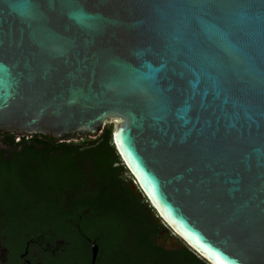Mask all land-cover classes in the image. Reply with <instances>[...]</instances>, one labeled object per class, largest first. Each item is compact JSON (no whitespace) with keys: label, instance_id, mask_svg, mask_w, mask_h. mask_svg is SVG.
Returning a JSON list of instances; mask_svg holds the SVG:
<instances>
[{"label":"water","instance_id":"obj_1","mask_svg":"<svg viewBox=\"0 0 264 264\" xmlns=\"http://www.w3.org/2000/svg\"><path fill=\"white\" fill-rule=\"evenodd\" d=\"M260 4L0 0V135L76 143L115 121L173 248L264 264Z\"/></svg>","mask_w":264,"mask_h":264},{"label":"flooded vegetation","instance_id":"obj_2","mask_svg":"<svg viewBox=\"0 0 264 264\" xmlns=\"http://www.w3.org/2000/svg\"><path fill=\"white\" fill-rule=\"evenodd\" d=\"M28 139L0 135V264H85L87 258L92 264V245L97 247L95 264H131V240L117 250L102 253L99 237L91 239L82 233L76 239L61 237L52 228L51 221H57L64 225V232L68 226L80 231L81 224L93 222L101 210L117 208V200L160 255L169 257L184 249L170 245L171 234L159 217L149 222L148 209L143 207L148 201L139 189L145 198L142 202L129 179L127 192L119 195L111 184L104 195L93 160L78 159V174L70 176L63 158L50 157L51 149L68 142L35 143ZM35 152L46 157L36 158Z\"/></svg>","mask_w":264,"mask_h":264},{"label":"trees","instance_id":"obj_3","mask_svg":"<svg viewBox=\"0 0 264 264\" xmlns=\"http://www.w3.org/2000/svg\"><path fill=\"white\" fill-rule=\"evenodd\" d=\"M21 141L24 142L26 140L21 139ZM27 141L57 143L56 140L41 136L33 137ZM82 143L86 145L81 147ZM51 151L50 157L53 159L63 158L66 161L64 167L67 168L70 176L71 174H78L76 170L78 159L93 160L96 167L94 174L104 195L111 184L115 185L119 195L125 191L127 192L125 185H127L128 180H126V177H130V174L116 151L111 130H104L95 140L83 139L78 143H61L57 149H51ZM34 157L44 158L46 155L41 152H35ZM130 178L133 181V178ZM116 207L111 212L101 210L98 213L99 217L95 218L93 222H83L80 231L75 228L71 229L68 226L67 232H64V225L57 221H51L52 228L56 229L61 237L76 239L82 234L91 239L99 237V246L102 253L117 250L124 246L125 242L131 240L133 245V249L130 251L131 264H208L189 248L170 253L169 257L160 255L161 253L157 249H154L150 243L145 241L144 234H142L140 229H136V224L129 220L127 213L120 209L121 205L118 200ZM143 207L148 209V220L151 222L153 217L157 216L156 212L149 203L143 204ZM160 257L163 258V261L160 260ZM141 259L144 262H141ZM85 264H90L89 258H87Z\"/></svg>","mask_w":264,"mask_h":264},{"label":"snow or ice","instance_id":"obj_4","mask_svg":"<svg viewBox=\"0 0 264 264\" xmlns=\"http://www.w3.org/2000/svg\"><path fill=\"white\" fill-rule=\"evenodd\" d=\"M51 2V0H39V7L44 8L45 4ZM208 2H214V0H208ZM78 3V0H69V4L71 6H76V4ZM225 3H235V0H225ZM249 6H255L254 3H251ZM260 6L262 8H264V0H261V4ZM160 102V98L159 97H153V103H159Z\"/></svg>","mask_w":264,"mask_h":264},{"label":"rangeland","instance_id":"obj_5","mask_svg":"<svg viewBox=\"0 0 264 264\" xmlns=\"http://www.w3.org/2000/svg\"><path fill=\"white\" fill-rule=\"evenodd\" d=\"M115 124H116L115 121H113V122H111V123H108L107 125H105L104 130H111L112 133H114L115 126H116ZM130 177H131V176H130ZM130 177H126V179H127V180L130 179L133 191H134L135 193H137V194H141V193L139 192V188L137 187V184H135V183L132 181V179H131ZM128 181H129V180H128ZM140 197H141L142 202L145 203V202H144V201H145V198H143L142 194H141ZM155 217H156V216H155ZM157 217H158V216H157ZM160 223H161V225L164 226V224H163L161 221H160Z\"/></svg>","mask_w":264,"mask_h":264}]
</instances>
